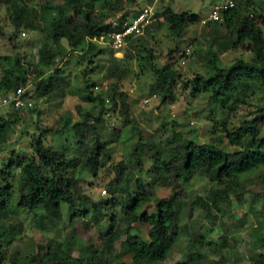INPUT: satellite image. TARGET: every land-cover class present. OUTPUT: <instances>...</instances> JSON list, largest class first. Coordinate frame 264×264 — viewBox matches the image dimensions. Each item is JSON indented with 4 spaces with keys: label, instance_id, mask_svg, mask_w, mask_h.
<instances>
[{
    "label": "rangeland",
    "instance_id": "rangeland-1",
    "mask_svg": "<svg viewBox=\"0 0 264 264\" xmlns=\"http://www.w3.org/2000/svg\"><path fill=\"white\" fill-rule=\"evenodd\" d=\"M220 1L222 0H122L121 11L115 14L110 12L105 20L107 23L121 14L132 16L147 6L154 13L162 12L165 7L170 6L179 13L197 14L199 21L189 23L183 37L177 40L169 32L168 24L163 23L162 17H159L157 22L163 23L160 27L154 25L147 34L136 36L131 44H123L120 48H114L105 38L94 40L98 46L91 56L72 52L65 40L61 41L62 48L57 50L50 40H46L41 29H21L19 33H15L9 21L13 8L0 2V58H20L21 74L24 72L26 75L24 87L30 90L34 107L32 110L19 111L8 108L9 114H3L13 124L7 133V140L0 144V170L10 161H14L16 156L34 154V139L38 136L46 147L54 149L70 162L83 193L90 198L88 202H78L74 209L62 204L61 218L54 219L47 215L43 206L34 209L18 207L20 194L17 180L20 169L14 168L9 175L0 174V178L7 179L12 186L7 204L10 210L3 218L4 227L15 225V237L10 242L8 239L0 242V247L5 251L3 264H38L46 260H56L57 256L65 254L74 258L69 264H84L83 260H88L93 250L99 247L112 219L115 221L122 217L119 202L125 193H112L107 187L118 166H124L132 175V181L124 183L125 189L136 196L139 193L138 187L142 184L148 198L141 205V209L147 214L155 213L158 200L168 197L173 190L172 187L157 185L149 173L154 166L152 146L155 143H165L175 135H182L198 143L209 142L215 138L219 145L226 146L223 126L232 131L252 120L259 112V107L264 106L263 87L233 110L214 114L210 111L209 101L204 93L182 83L192 79L197 73H203L205 56L216 54L224 66L232 64L239 57L246 60L251 58L252 54L245 46H232L228 43L235 39L233 32L231 34L220 24H203L202 20L208 16L212 5ZM247 1L245 14L257 21L264 36V8L261 5L263 0ZM27 5L33 9L39 8L33 2ZM100 12L97 10L96 15L100 16ZM214 26L219 29V34L214 37L211 45ZM45 44L50 45L54 51L53 68L38 65L39 49ZM150 50L151 63L158 67L171 64L181 75L175 89V103L161 105L158 96L151 95L149 91L154 74L145 57ZM172 50L174 52L170 54ZM113 57L120 59L119 65L124 73L118 82L106 76ZM7 67V63L0 59V78ZM56 70L61 72L57 88L49 97H37L34 85ZM40 71L44 75L40 76ZM114 83L117 84L116 103L111 101L109 95L104 94L106 87L111 88ZM89 93L105 98L104 130L105 134L113 137L109 146L110 158L96 172L86 166L85 150L77 145V139L70 128L81 120L86 110L98 111L94 107V101L84 100L83 96ZM121 93L126 95V104L129 106L131 124L127 127H122L125 109L121 107L122 102L118 97ZM4 94L5 88H1L0 98ZM48 129H53L54 132ZM118 129L119 133L116 132ZM140 139L145 142L144 150L140 152L145 166L143 170L139 169L132 155L133 146ZM257 141L264 143V122L260 125ZM181 187L190 193L191 198L179 203L178 237L166 258L151 264H264V246L257 249L253 247L257 235L264 238V170L257 169L240 179L236 189L242 201L232 191L229 199H220L218 210L207 211L200 206H191L196 197L206 199L210 189L222 188L221 185L215 186L208 176L193 175L187 182L179 183L175 188ZM103 190L106 191L105 194L102 193ZM252 200L257 201L253 206L250 204ZM101 201H107L109 205L104 208L105 218L96 224L92 220L96 211L94 204L101 207ZM190 208H193L191 215L187 212ZM255 228L260 229L259 233H254ZM121 229L147 240L149 233L156 230L140 222L127 226L124 221H121ZM223 234L227 237L226 246L221 244L220 237ZM199 235H202L203 240L196 246V259L191 260L188 244ZM122 238L111 247L108 258L113 263L136 264L131 253H121L120 242L124 240V236ZM198 255H201L200 259ZM30 259H34V263L27 262Z\"/></svg>",
    "mask_w": 264,
    "mask_h": 264
},
{
    "label": "trees",
    "instance_id": "trees-1",
    "mask_svg": "<svg viewBox=\"0 0 264 264\" xmlns=\"http://www.w3.org/2000/svg\"><path fill=\"white\" fill-rule=\"evenodd\" d=\"M0 0L3 4L13 8L9 15V21L15 33L21 29H41L46 40H50L60 50L61 41L68 42L72 52L93 55L97 49L94 40L105 37L107 33L113 30L110 23L105 20L108 14L121 11L122 0ZM33 2L39 7L33 9L27 3ZM247 0H240L237 5L223 14L222 21H207V24L222 25L224 28L235 34V39L231 40L232 46L243 45L246 50L251 52V58L246 60L239 57L230 65L224 66L220 63L216 54L205 56L203 62V73H197L192 79L183 81V85H191L197 91L202 92L208 98L210 111L214 114L224 113L233 110L235 106L245 103L249 97L256 95L264 87V36L257 21L247 15ZM264 8V0L261 3ZM100 10L101 15L96 12ZM137 13V12H136ZM134 13L132 16L136 15ZM127 14H121L117 17L119 22L129 19ZM155 21L147 26L143 34H147L152 27H160L164 22L168 24L169 32L177 39L183 37L185 29L189 23L199 21L197 14H188L186 12H176L170 6L163 9L162 12L154 14ZM162 17L163 23L157 22ZM201 21V20H200ZM210 44H213L214 37L219 34L217 26L213 27ZM142 37V35H140ZM135 37L128 39L127 44L132 42ZM131 44V43H130ZM173 50L170 54H173ZM113 55V53H112ZM54 51L52 47L45 44L39 49L38 65L43 68L54 67ZM4 60L8 67L4 69V75L0 78V89L5 88V94L24 86L26 75L22 72L20 58L16 56L0 58ZM152 51H147L145 60L150 64L154 81L149 86L151 95L158 96L161 105L175 103L177 93L175 89L181 75L171 64H165L161 67L151 63ZM120 59L112 58V64L109 65L106 76L116 79L118 82L124 75ZM39 75H44L40 71ZM61 79V72L55 71L49 76H44L37 82L33 89L37 97H49L52 91L57 88ZM117 84L112 87H106L104 94L111 97V101L116 103L115 96ZM4 94V95H5ZM112 95V96H111ZM31 97V96H30ZM121 107L125 109L124 121L122 127L131 124L126 104V95L120 94ZM86 101H94V107L98 111L86 110L81 120L71 125L76 137L77 145L82 146L86 153L85 164L92 171L103 167L110 158L109 146L113 142V137L105 134L103 117L105 98L101 95L92 93L83 96ZM12 111H19L10 108ZM34 107L28 109L32 110ZM9 114L7 110L0 114V144L7 140V133L13 124V121L5 117ZM264 122V106L259 107V112L252 120L246 121L238 128L230 131L225 125L223 133L227 140V147L219 145L215 138L209 142L198 143L188 140L182 135H176L165 143H155L152 147V156L154 166L149 170L153 182L159 186L172 187L173 190L168 197L160 198L155 206L156 212L147 214L141 209V205L147 201L148 196L145 193L143 185L138 187L139 193L136 196L127 191L124 183L132 181V175L124 166H118L115 176L110 180L107 187L112 193L122 191L125 193L120 199L119 205L122 208V217L112 219L108 231L102 236L98 248L93 250L88 260L84 259V264H124L123 262L113 263L108 258L111 247L121 240V253H131L132 259L136 264H151L163 261L171 250L175 239L178 237V217L180 211V202L190 199L191 195L185 188L176 189L179 183H185L193 175H205L214 181L215 187L209 190L208 197L203 199L196 197L191 206L202 207L209 211L219 209V201L222 198L229 199L230 192L238 195V200L242 201L238 194L240 179L247 174L255 172L257 169L264 170V143H258L260 125ZM48 131L54 132L53 129ZM117 133L120 129L116 130ZM172 145V146H171ZM145 142L140 139L133 146V156L139 169L145 167L140 157V152L144 150ZM20 169L18 177L19 200L18 207L34 209L43 206L47 215L54 219L61 218V206L67 204L73 209L78 202H88L90 198L83 193L79 179L74 175L70 162L50 147H46L41 137L34 139V154L24 153L16 156L14 161L6 164L4 169L0 170L1 175H9L14 169ZM3 183H6L3 185ZM237 188V189H236ZM12 186L7 179L0 178V242L8 239V242L15 237V225L10 224L4 227V217L9 209L8 201L11 197ZM257 201L252 200V206ZM94 204L96 211L92 220L99 224L104 218V208H107L109 202L101 201ZM187 209L191 215V210ZM216 218V217H214ZM121 221L130 226L133 222H140L150 225L156 230L149 233V239H143L141 236L124 232L121 229ZM254 229V233L258 232ZM259 233V232H258ZM123 239V238H122ZM221 244L227 245V237L223 234ZM202 235L195 236L194 240L189 242L188 251L191 260L196 259V246ZM264 246V238L257 235L254 249ZM5 251L0 247V264H3ZM201 258V255H198ZM74 258L65 254L56 257V260H46L38 264H69ZM27 262L34 263V259ZM14 264V263H13Z\"/></svg>",
    "mask_w": 264,
    "mask_h": 264
},
{
    "label": "built area",
    "instance_id": "built-area-1",
    "mask_svg": "<svg viewBox=\"0 0 264 264\" xmlns=\"http://www.w3.org/2000/svg\"><path fill=\"white\" fill-rule=\"evenodd\" d=\"M240 0H222L214 3L210 9L208 16L202 20L203 24L207 21H222L223 14L229 9L235 7ZM154 12L150 7H143L136 15L132 16L124 22H119L117 19L110 22L112 31L107 33L105 38L109 40L114 48H120L126 44L128 39L143 34L145 28L155 21ZM24 86L6 93L0 98V114L8 108L16 110H28L33 107V100ZM106 193L105 190L102 191Z\"/></svg>",
    "mask_w": 264,
    "mask_h": 264
},
{
    "label": "clouds",
    "instance_id": "clouds-1",
    "mask_svg": "<svg viewBox=\"0 0 264 264\" xmlns=\"http://www.w3.org/2000/svg\"><path fill=\"white\" fill-rule=\"evenodd\" d=\"M156 13V12H155ZM129 18H131V17H129Z\"/></svg>",
    "mask_w": 264,
    "mask_h": 264
}]
</instances>
